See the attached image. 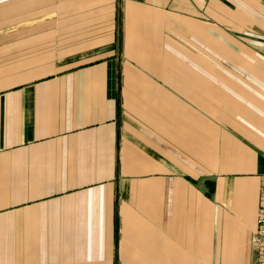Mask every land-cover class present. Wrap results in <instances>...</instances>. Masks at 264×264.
<instances>
[{"label": "crops", "instance_id": "1", "mask_svg": "<svg viewBox=\"0 0 264 264\" xmlns=\"http://www.w3.org/2000/svg\"><path fill=\"white\" fill-rule=\"evenodd\" d=\"M264 0H0V264H253Z\"/></svg>", "mask_w": 264, "mask_h": 264}, {"label": "built area", "instance_id": "2", "mask_svg": "<svg viewBox=\"0 0 264 264\" xmlns=\"http://www.w3.org/2000/svg\"><path fill=\"white\" fill-rule=\"evenodd\" d=\"M255 248L257 250V259L253 264H264V175L261 185L260 207L257 212Z\"/></svg>", "mask_w": 264, "mask_h": 264}]
</instances>
